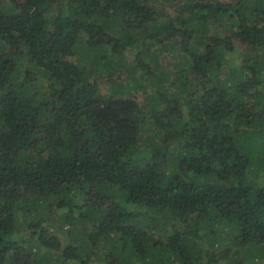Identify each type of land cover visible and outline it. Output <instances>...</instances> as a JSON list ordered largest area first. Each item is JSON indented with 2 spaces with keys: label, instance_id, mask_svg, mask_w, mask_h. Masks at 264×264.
Masks as SVG:
<instances>
[{
  "label": "trees",
  "instance_id": "16d2710c",
  "mask_svg": "<svg viewBox=\"0 0 264 264\" xmlns=\"http://www.w3.org/2000/svg\"><path fill=\"white\" fill-rule=\"evenodd\" d=\"M0 264H264V0H0Z\"/></svg>",
  "mask_w": 264,
  "mask_h": 264
},
{
  "label": "rangeland",
  "instance_id": "374dc122",
  "mask_svg": "<svg viewBox=\"0 0 264 264\" xmlns=\"http://www.w3.org/2000/svg\"><path fill=\"white\" fill-rule=\"evenodd\" d=\"M104 90H105V91L107 90L106 87H104Z\"/></svg>",
  "mask_w": 264,
  "mask_h": 264
}]
</instances>
